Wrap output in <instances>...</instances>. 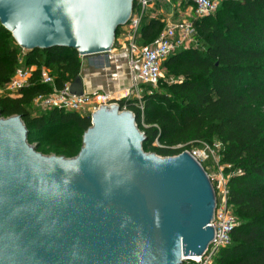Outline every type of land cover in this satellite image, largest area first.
<instances>
[{
    "label": "water",
    "instance_id": "obj_1",
    "mask_svg": "<svg viewBox=\"0 0 264 264\" xmlns=\"http://www.w3.org/2000/svg\"><path fill=\"white\" fill-rule=\"evenodd\" d=\"M135 0H0V24L28 51L108 53ZM83 93L82 79L70 82ZM73 157L27 141L20 115L0 116V264H181L213 238L215 191L188 151L142 148L131 110L100 105Z\"/></svg>",
    "mask_w": 264,
    "mask_h": 264
},
{
    "label": "trees",
    "instance_id": "obj_2",
    "mask_svg": "<svg viewBox=\"0 0 264 264\" xmlns=\"http://www.w3.org/2000/svg\"><path fill=\"white\" fill-rule=\"evenodd\" d=\"M164 25L160 16H143L141 45L151 43ZM193 25L195 41L163 62L167 76L154 88L144 86L143 108L136 98L118 104L134 113L146 152L172 156L200 143L221 144L219 162L238 225L212 264H264V0H219L213 14L194 18ZM18 48L0 24V88L14 73ZM24 60L36 69L27 86L0 95V116L20 115L29 144L39 131L70 128V135L53 142L63 150L59 156H75L90 116L57 108L37 113L32 102L52 90L40 81V65L53 70L54 86L60 88L79 75L80 55L74 48L51 47L28 50Z\"/></svg>",
    "mask_w": 264,
    "mask_h": 264
},
{
    "label": "built area",
    "instance_id": "obj_3",
    "mask_svg": "<svg viewBox=\"0 0 264 264\" xmlns=\"http://www.w3.org/2000/svg\"><path fill=\"white\" fill-rule=\"evenodd\" d=\"M185 1L190 6V12L192 14L189 13L182 19L174 22L166 17L163 19L165 23L164 28L151 43L137 45L135 40L139 37L142 18L145 15L146 9L149 8L150 10L152 0H135L136 5L140 7V11L135 12L134 9L132 10L127 23L119 27V34L117 36V38L127 43V65L130 76L129 87L119 88L113 91L95 89L76 95L69 91L70 82H66L62 87L56 88L54 86V75L50 67L40 65V81L51 85L52 90L37 94L33 98V106L41 111L57 108L65 111H75L81 115L90 107V111L92 112L100 105L118 104L120 99L136 98L139 100L138 107L142 109L143 105L140 97L141 86L153 88L157 86L162 77V65L166 58L180 48L189 47L195 41L193 19L213 14L219 3V0ZM25 52L26 50L22 49V52L18 53L17 66L10 80L5 85V88L10 94L27 86L30 77L36 69L35 65H27L25 63ZM120 90H123L124 94L116 95ZM123 110L127 109L123 108ZM180 146L177 145L174 148ZM205 146L206 148L204 150L197 149L193 146L186 151L200 161V163H203V161L209 158L211 148L215 147L220 149L221 144L216 142L213 146L208 144H205ZM208 150L209 153H207ZM227 180V177L222 172L214 181H211L216 196V208L210 222V225L214 229L212 240L202 254L182 256L181 264H212L218 251L230 244L231 232L238 225V219L233 214L228 203Z\"/></svg>",
    "mask_w": 264,
    "mask_h": 264
},
{
    "label": "crops",
    "instance_id": "obj_4",
    "mask_svg": "<svg viewBox=\"0 0 264 264\" xmlns=\"http://www.w3.org/2000/svg\"><path fill=\"white\" fill-rule=\"evenodd\" d=\"M164 1L167 2V0ZM183 3L182 0H177V3L171 4L172 12H180L179 15H181L182 18L190 12L188 11L190 10L189 5H187L188 8L183 11ZM149 16H160L162 20L166 18L163 16V13H161V8L156 5L155 0L151 2ZM122 43L126 42L116 37L115 46L108 53L80 56L81 69L79 75L82 79L83 92H90L95 89L113 91L130 86V76L127 65V47L122 48ZM123 94V90L116 93V95Z\"/></svg>",
    "mask_w": 264,
    "mask_h": 264
},
{
    "label": "rangeland",
    "instance_id": "obj_5",
    "mask_svg": "<svg viewBox=\"0 0 264 264\" xmlns=\"http://www.w3.org/2000/svg\"><path fill=\"white\" fill-rule=\"evenodd\" d=\"M183 3V11L186 10L187 7V2H185L184 0H182ZM155 3L158 4V7L161 8V13H163V16L170 18V21L174 22L177 21L178 19L182 18L181 15H179L180 12H172L171 4H175L177 3V0H170L169 2H165L164 0H155ZM134 11H140V7H138L136 4L134 5ZM182 10V8H181ZM190 11V10H188ZM191 13V12H189ZM192 14V13H191ZM149 15V8L146 9L145 11V15H144V19ZM137 45H141V41L140 38L137 37L135 40ZM115 46V43L114 45ZM121 47H127L126 43H122ZM19 53L22 52V48H18ZM52 74L54 75L53 70L50 68ZM166 70L165 68L162 69V77H166ZM141 92H140V97H142L143 93L146 91L145 87L141 86ZM10 94L7 89L4 87L0 88V95H7ZM134 99V98H133ZM37 109V108H36ZM91 107L89 109L86 110L85 113H82V116H87V115H91V111H90ZM261 109H264V105L261 107ZM39 110V109H38ZM42 112L41 110L37 111V113ZM33 113V112H32ZM70 133H72V130L68 127H61V128H56V129H52V131H47V130H42L39 131L36 136L35 139L30 143V145L35 146L38 145V151L45 154V155H57L62 153L63 150L58 147L57 145L54 144L53 139L57 138V137H64V136H68L70 135ZM154 145H156V143H154ZM197 149L200 150H204L206 148L204 143H200L197 146H194ZM218 150L219 148H215L212 147L211 148V152L209 153V150L207 151V153L210 154L209 158L205 161H203V166L206 170V172L208 173L211 181H214L220 174H222L223 172V168L224 166L220 164L219 162V154H218Z\"/></svg>",
    "mask_w": 264,
    "mask_h": 264
}]
</instances>
